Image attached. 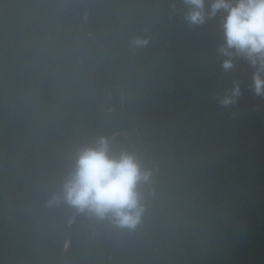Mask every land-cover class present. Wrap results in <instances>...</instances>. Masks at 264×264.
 Returning a JSON list of instances; mask_svg holds the SVG:
<instances>
[{"label":"trees","instance_id":"trees-1","mask_svg":"<svg viewBox=\"0 0 264 264\" xmlns=\"http://www.w3.org/2000/svg\"><path fill=\"white\" fill-rule=\"evenodd\" d=\"M86 1L0 0V264H264V96L221 68L224 13ZM98 136L152 171L135 230L49 203Z\"/></svg>","mask_w":264,"mask_h":264},{"label":"clouds","instance_id":"clouds-1","mask_svg":"<svg viewBox=\"0 0 264 264\" xmlns=\"http://www.w3.org/2000/svg\"><path fill=\"white\" fill-rule=\"evenodd\" d=\"M188 8L185 21L199 26L223 12L224 42L217 49L221 68L230 71L234 60L243 58L256 71L252 90L264 96V0H183ZM148 44L147 39L136 38V48ZM241 95L234 83L230 94L220 98L221 106L233 104ZM152 171L145 169L135 153L112 151L110 138L98 136L87 146L77 149L71 171L65 178L59 194L50 204L61 202L98 221H107L119 229L135 230L145 212L142 188L151 184Z\"/></svg>","mask_w":264,"mask_h":264},{"label":"water","instance_id":"water-1","mask_svg":"<svg viewBox=\"0 0 264 264\" xmlns=\"http://www.w3.org/2000/svg\"><path fill=\"white\" fill-rule=\"evenodd\" d=\"M81 1H84L85 3H86V5H87V7L89 6V4H88V2L86 1V0H81ZM89 9V8H88ZM96 40V39H95ZM101 65V62H99L95 67H94V69H93V71H92V74H91V76H90V79H91V81L93 80V75L95 74V72L97 71V69L99 68V66ZM94 94H95V97H96V99H97V94H96V92H94ZM98 106H99V108L101 109V111L103 112V113H105L106 112V110H105V108L102 106V104L100 103V102H98ZM112 111H113V107H112V110L109 112L110 114L112 113ZM133 148H134V150L136 151V148H135V146L133 145ZM137 156V155H136ZM137 159H138V157H137ZM76 214H77V212H76V210L74 209V212L72 213V219H75V217H76ZM66 241L69 243L70 242V231L68 230V232H67V234H66Z\"/></svg>","mask_w":264,"mask_h":264}]
</instances>
